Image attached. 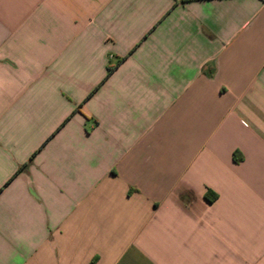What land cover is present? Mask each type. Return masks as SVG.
Returning <instances> with one entry per match:
<instances>
[{
	"label": "crops",
	"instance_id": "0c3cea01",
	"mask_svg": "<svg viewBox=\"0 0 264 264\" xmlns=\"http://www.w3.org/2000/svg\"><path fill=\"white\" fill-rule=\"evenodd\" d=\"M0 264H264V0H0Z\"/></svg>",
	"mask_w": 264,
	"mask_h": 264
},
{
	"label": "trees",
	"instance_id": "16d2710c",
	"mask_svg": "<svg viewBox=\"0 0 264 264\" xmlns=\"http://www.w3.org/2000/svg\"><path fill=\"white\" fill-rule=\"evenodd\" d=\"M112 71H113V69H112V68H109V69H108V75H109Z\"/></svg>",
	"mask_w": 264,
	"mask_h": 264
}]
</instances>
